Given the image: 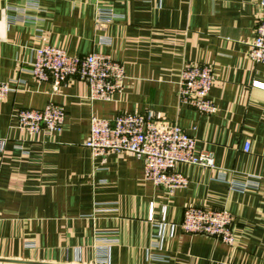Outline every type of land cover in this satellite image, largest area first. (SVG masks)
<instances>
[{
	"label": "crops",
	"instance_id": "1",
	"mask_svg": "<svg viewBox=\"0 0 264 264\" xmlns=\"http://www.w3.org/2000/svg\"><path fill=\"white\" fill-rule=\"evenodd\" d=\"M258 2L0 0V82L19 80L0 100V264H264V181L242 187L264 178V88L255 85H264V63L247 53ZM103 8L111 22L97 21ZM42 44L109 55L124 66L121 91L90 100L76 77L57 91L37 82L27 69ZM186 64L211 66L215 113L179 104ZM48 103L64 110L59 132L17 127V111ZM146 112L194 137L215 169L177 164L188 185L170 193L146 181L131 154L91 156L92 116ZM189 206L228 210L232 245L183 234Z\"/></svg>",
	"mask_w": 264,
	"mask_h": 264
},
{
	"label": "built area",
	"instance_id": "2",
	"mask_svg": "<svg viewBox=\"0 0 264 264\" xmlns=\"http://www.w3.org/2000/svg\"><path fill=\"white\" fill-rule=\"evenodd\" d=\"M260 16L254 35L247 42V53L255 63H264V0L258 2ZM25 17V16H24ZM115 14L109 9L98 10L96 19L111 22ZM27 71L37 82H50L53 91L70 78L85 81L90 100L109 101L119 93L125 78L124 66L103 53L69 55L62 49L42 44L35 50V58ZM19 80L14 78L0 82V100L17 90ZM214 82L211 66L186 64L181 70L177 98L179 104L187 105L200 114L216 112L209 98ZM255 85L264 88L263 84ZM16 124L28 134L43 132L53 134L62 129L65 113L61 106L48 103L42 109H21L15 113ZM2 142H0L1 148ZM85 146L92 157L106 154H131L143 162L144 179L166 192L185 188L188 179L175 170L177 164H189L214 168L210 152L196 154L195 139L175 122L144 114L126 113L112 120L92 116ZM244 144V150H248ZM264 178L248 180L242 187L260 188ZM150 221L152 216L150 213ZM183 234L203 235L224 244L232 245V217L224 208L186 207L177 224Z\"/></svg>",
	"mask_w": 264,
	"mask_h": 264
}]
</instances>
